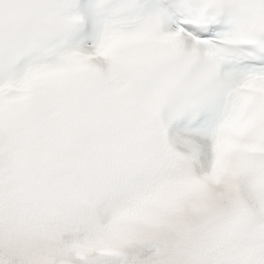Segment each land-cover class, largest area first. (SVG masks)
<instances>
[{
    "label": "snow or ice",
    "instance_id": "1",
    "mask_svg": "<svg viewBox=\"0 0 264 264\" xmlns=\"http://www.w3.org/2000/svg\"><path fill=\"white\" fill-rule=\"evenodd\" d=\"M0 264H264V0H0Z\"/></svg>",
    "mask_w": 264,
    "mask_h": 264
}]
</instances>
